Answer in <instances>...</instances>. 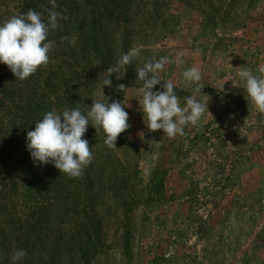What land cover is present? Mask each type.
Wrapping results in <instances>:
<instances>
[{
	"label": "rangeland",
	"instance_id": "374dc122",
	"mask_svg": "<svg viewBox=\"0 0 264 264\" xmlns=\"http://www.w3.org/2000/svg\"><path fill=\"white\" fill-rule=\"evenodd\" d=\"M122 9L127 18L103 24L114 50L111 67L126 40L129 50L139 48L140 55L113 73L104 95L100 88L109 72L99 67L97 76L90 69V93L78 94L83 112L92 99L115 100L129 115V128L118 136L117 148H108L103 130L89 125L94 131L89 148L105 175L100 176L101 188L93 190L92 203V213L102 223V246L89 264H264V113L244 94L238 76L242 66L254 73L264 67V0H121L120 13ZM74 10L77 15L91 13L81 4ZM65 36L68 46L81 38L73 29ZM162 57L170 62L159 73L161 85L173 82L182 104L192 95L182 74L199 69L197 99L207 102L210 112L200 125L186 126L174 138L148 130L138 101L137 69ZM121 84L127 87L123 92ZM12 103L0 119V264H12L18 249L26 256L17 264H82L72 259L71 249L62 255L57 250L69 238L66 229L58 233L59 241H52V235L42 241L39 235L41 227L65 216L53 207L45 188L18 191L34 177L17 164L16 153L28 151L26 146L10 144L17 137L26 139L25 125L34 130L36 119ZM19 219L25 221L22 227ZM26 241L30 246L25 249Z\"/></svg>",
	"mask_w": 264,
	"mask_h": 264
},
{
	"label": "trees",
	"instance_id": "16d2710c",
	"mask_svg": "<svg viewBox=\"0 0 264 264\" xmlns=\"http://www.w3.org/2000/svg\"><path fill=\"white\" fill-rule=\"evenodd\" d=\"M80 4L89 6L91 13L77 15L74 8L80 7ZM28 9L41 12L45 21L49 10L60 13L58 27L52 30L49 35L54 46L49 53L48 64L38 68L35 72L37 74L35 79H33L34 73L26 80L20 81L15 78L6 65L0 64V119H5L7 108H10V101L21 112L24 111L33 120L36 119V122L42 119L46 112L57 108L79 107L83 109L84 100H81L78 94L88 91L90 93L88 87L90 69H95L98 76L101 73L98 72L103 66L106 70L112 68L111 53L114 50L111 49L107 37L103 34V24H107V21L118 23L121 22V18H124L123 16L125 18L129 16L124 9H122L124 12L120 13L121 0H0V22L26 12ZM85 23H87V28L84 26ZM72 29L80 31L81 38L75 45L68 46L66 41L64 42L63 36L66 38L65 35L69 34ZM124 30L125 33L128 32L127 28ZM124 42L125 44L121 47L122 53H127L130 51L129 41ZM57 45H60L58 53L56 52ZM67 47L69 48L67 49ZM63 50H66L64 58L61 57ZM109 74V77L112 75L110 78H113V73ZM25 88L28 93H25ZM65 100L66 103L68 101L67 104L64 103ZM14 129H17V133H19L18 129L20 128ZM29 129L31 127L26 124L23 132H27ZM93 132V129L88 125V131L83 138L87 139L89 144L93 141ZM21 138L22 136L15 139L18 141H11V147L14 146V143L26 146V139ZM2 145L4 144L0 140V161ZM91 152L93 157L94 150L91 149ZM16 154L17 164L26 168L23 174L27 173L34 177V180L29 181L26 186L17 187L18 191L29 187H33L31 190L35 188L36 191L45 188L50 202L54 201L53 207L65 215L53 226L41 227L39 235L42 237V241L44 237L51 235L53 236L52 241H59L57 240L59 239L58 233L66 229V236L69 237L67 242L57 245L60 255L71 249L75 252L72 259L77 258L79 263L89 264L91 258L101 250L102 246V223L92 213L94 211L92 203L95 200L93 190L101 188L99 183L104 178L100 176H105L100 168L99 157L96 156L92 159L91 164L84 168L81 176L70 178L66 174L60 173L51 163L40 167L30 166L29 151L24 153V150H19V153ZM7 186L12 187V185ZM19 220L22 227V222L25 221ZM10 230L13 232L12 229ZM23 245L25 249L30 246L27 241Z\"/></svg>",
	"mask_w": 264,
	"mask_h": 264
},
{
	"label": "clouds",
	"instance_id": "9594fccd",
	"mask_svg": "<svg viewBox=\"0 0 264 264\" xmlns=\"http://www.w3.org/2000/svg\"><path fill=\"white\" fill-rule=\"evenodd\" d=\"M59 18L60 13L49 10L45 21L41 12L28 9L0 22V64L6 65L20 81L29 78L40 66L47 65L49 53L54 46L49 35L58 27ZM139 55V48L122 53L115 67L107 71H120ZM169 62L167 57L148 59L137 69L136 80L141 82V98L138 101L144 122L146 117L148 130H162L164 136L174 138L183 135L186 126L200 125L202 117L209 110L207 102L197 99L201 92L202 80L198 68H188L182 74L185 86L192 89V95L185 97L183 104L174 91L173 82L168 81L161 85L159 73ZM238 69L244 94H247V98L259 112L264 113V67L257 73L247 66ZM110 77L102 82L100 92L103 95L104 86H111ZM156 85H161V89L154 90ZM126 88L122 84L119 85L121 92ZM92 101L86 112L81 111L79 107L67 108L61 113L48 111L35 123L34 130L27 131L26 149L34 166H46L51 163L60 173L70 178L81 176L84 168L91 164L93 159L92 148H89L88 140L83 138L88 131V125L93 126L96 131L103 130L104 143L108 148H117L118 136L129 128V115L125 106L115 100L111 103L93 99ZM25 256V250H16L12 256V264H17Z\"/></svg>",
	"mask_w": 264,
	"mask_h": 264
}]
</instances>
